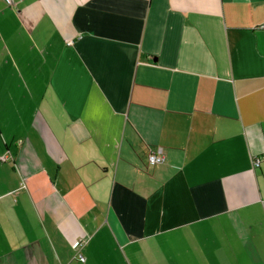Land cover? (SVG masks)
Here are the masks:
<instances>
[{
	"label": "crops",
	"instance_id": "crops-1",
	"mask_svg": "<svg viewBox=\"0 0 264 264\" xmlns=\"http://www.w3.org/2000/svg\"><path fill=\"white\" fill-rule=\"evenodd\" d=\"M14 1L0 264H264V0Z\"/></svg>",
	"mask_w": 264,
	"mask_h": 264
},
{
	"label": "built area",
	"instance_id": "built-area-1",
	"mask_svg": "<svg viewBox=\"0 0 264 264\" xmlns=\"http://www.w3.org/2000/svg\"><path fill=\"white\" fill-rule=\"evenodd\" d=\"M7 7L9 8H15V1L14 0H2ZM262 28H264V25L261 26ZM1 161H4L3 158H1ZM165 161V158L162 154V150L160 148L152 151L149 150L148 155H147V163L149 164V166H155V165H160L163 164ZM260 165V161L259 159H255L253 161V167L254 168H258ZM85 242L82 240H77L76 242H74V244L72 245V248L74 251H77V259L78 261H80L81 263L85 262V259L78 254V251L80 250V248L83 246Z\"/></svg>",
	"mask_w": 264,
	"mask_h": 264
}]
</instances>
